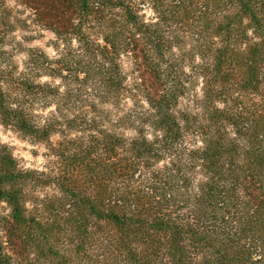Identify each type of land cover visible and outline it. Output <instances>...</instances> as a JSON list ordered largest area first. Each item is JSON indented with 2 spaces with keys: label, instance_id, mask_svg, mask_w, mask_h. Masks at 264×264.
<instances>
[{
  "label": "trees",
  "instance_id": "1",
  "mask_svg": "<svg viewBox=\"0 0 264 264\" xmlns=\"http://www.w3.org/2000/svg\"><path fill=\"white\" fill-rule=\"evenodd\" d=\"M16 1L64 50L0 49V124L49 159L0 142V264H264V0Z\"/></svg>",
  "mask_w": 264,
  "mask_h": 264
},
{
  "label": "rangeland",
  "instance_id": "2",
  "mask_svg": "<svg viewBox=\"0 0 264 264\" xmlns=\"http://www.w3.org/2000/svg\"><path fill=\"white\" fill-rule=\"evenodd\" d=\"M3 7L8 12V20L11 22L7 34L4 36L3 43L0 45L1 51L5 53L6 58H11L13 65L16 67V72L23 71V62L26 60V54L29 49H39L45 57L50 60L59 58V54L64 50L54 34L46 29L36 26L31 21V12L28 8L22 6L16 0H3ZM150 11L146 10L145 15L148 18ZM75 47V42L72 43ZM63 49V50H62ZM120 68L126 77V84H131L134 78L133 65L129 57L124 56L119 60ZM39 82L51 84L53 86L62 87L59 79L42 75L38 79ZM119 111L112 110L109 104H100L99 107L110 112L112 120L118 118L122 112L129 110L132 107V101L124 98ZM143 100V98H141ZM143 107L145 105L143 104ZM52 104L42 108L35 107L33 113L39 117L45 118L50 112H53ZM127 136H133L134 130L129 127L119 129ZM52 142L58 140L57 134L50 137ZM0 142L8 147L19 167L25 169L41 170L49 160L47 150L42 142L33 143L23 135L15 132L9 127L0 124ZM40 194V193H39Z\"/></svg>",
  "mask_w": 264,
  "mask_h": 264
},
{
  "label": "clouds",
  "instance_id": "3",
  "mask_svg": "<svg viewBox=\"0 0 264 264\" xmlns=\"http://www.w3.org/2000/svg\"><path fill=\"white\" fill-rule=\"evenodd\" d=\"M255 258V257H254Z\"/></svg>",
  "mask_w": 264,
  "mask_h": 264
}]
</instances>
